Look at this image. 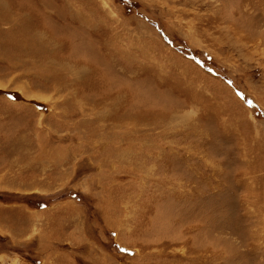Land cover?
I'll return each mask as SVG.
<instances>
[{"label":"rangeland","instance_id":"obj_1","mask_svg":"<svg viewBox=\"0 0 264 264\" xmlns=\"http://www.w3.org/2000/svg\"><path fill=\"white\" fill-rule=\"evenodd\" d=\"M0 251L264 264V0H0Z\"/></svg>","mask_w":264,"mask_h":264},{"label":"crops","instance_id":"obj_2","mask_svg":"<svg viewBox=\"0 0 264 264\" xmlns=\"http://www.w3.org/2000/svg\"><path fill=\"white\" fill-rule=\"evenodd\" d=\"M7 218H9V217H7ZM10 230H11L12 236H15L16 233L14 231V228L10 227ZM24 233H26V232H24ZM16 236H18V235H16ZM18 257L19 256H14V255L12 256L8 252H5V251L1 252L0 251V264H15V261L17 260ZM9 258H12V260L11 259L9 260Z\"/></svg>","mask_w":264,"mask_h":264}]
</instances>
